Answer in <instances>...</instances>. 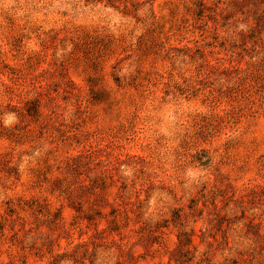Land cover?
<instances>
[{"label":"rangeland","instance_id":"rangeland-1","mask_svg":"<svg viewBox=\"0 0 264 264\" xmlns=\"http://www.w3.org/2000/svg\"><path fill=\"white\" fill-rule=\"evenodd\" d=\"M0 264H264V0H0Z\"/></svg>","mask_w":264,"mask_h":264}]
</instances>
